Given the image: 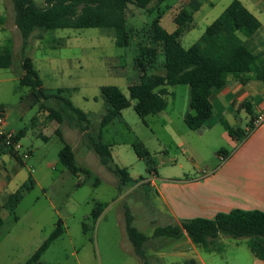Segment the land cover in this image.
Wrapping results in <instances>:
<instances>
[{
	"label": "rangeland",
	"instance_id": "rangeland-1",
	"mask_svg": "<svg viewBox=\"0 0 264 264\" xmlns=\"http://www.w3.org/2000/svg\"><path fill=\"white\" fill-rule=\"evenodd\" d=\"M37 2L44 4V0ZM240 2L246 5V0ZM230 3L231 0L204 2L196 16L197 27L181 40L183 47H191L203 35L206 26L213 23ZM178 10L179 0H167L151 14L130 6L128 24L136 30L148 29L161 11L160 25L171 33L176 27L173 19ZM134 36L135 43L137 36ZM8 39L13 40V65L0 69V110L6 111L7 130L25 132L21 141L23 149L19 151L25 166L18 167L13 158L7 157L6 173L10 175L11 183L5 194L12 193L29 175L35 180V188L25 194L15 216L0 207L4 219L0 231V264H27L59 222L63 234L43 255V264H142L124 230V207H129L134 214L142 212L145 220L151 216L145 209L150 202L156 212L161 209L155 190L138 186L141 185L140 178L148 181L152 175L147 161L137 157L133 144L140 142L149 151L151 166L158 174L157 182L200 178L205 173L217 172L228 161L229 158L226 162L221 160L220 150L232 156L237 151L233 150L237 142L240 143L229 136L219 122L221 117L235 129L245 130L247 113L241 111L235 120L232 108L213 101L212 118L202 129L190 130L185 124L190 101L188 86L169 87L171 95L166 97L167 110L161 115L147 117L146 124L133 106L126 109L103 134L104 140L113 145L115 164L126 168L138 181L132 188L122 186L119 179L100 164L97 155L79 141V130L67 123L49 121L48 113L29 99L30 90L20 87L22 39L15 26L12 1L0 0V48ZM26 54L33 60L46 92L55 94L59 89L64 90L63 96L88 115L93 134L98 133L106 110L101 88L117 86L129 97V86L140 81V73L134 66V49L116 47L113 32L98 29L50 31L43 34L42 39L32 37ZM57 131L74 150L77 164L89 169L93 178L87 180L84 173L72 175L61 163L59 153L63 143ZM29 151H32L31 155ZM26 152L29 154L27 159L24 157ZM97 178L99 184H95ZM82 182L84 184L80 185ZM100 203L111 209L94 223L91 214ZM143 218L138 217L135 225L151 235L153 230ZM83 223L89 227L86 232ZM167 224L161 216L156 225ZM246 242L245 239L237 241L221 237L222 253L203 252L202 255L209 264H253L258 259ZM153 244H147L149 254L155 247Z\"/></svg>",
	"mask_w": 264,
	"mask_h": 264
},
{
	"label": "trees",
	"instance_id": "trees-1",
	"mask_svg": "<svg viewBox=\"0 0 264 264\" xmlns=\"http://www.w3.org/2000/svg\"><path fill=\"white\" fill-rule=\"evenodd\" d=\"M15 12V26L22 39V62L19 85L30 90L29 99L33 105L48 113V120L58 124L67 123L69 127L79 130L81 142L88 150L93 151L100 164L114 174L120 185L132 188L138 183L128 173L126 168L115 164L112 156L113 145L104 140V130L112 125L126 109L133 106L136 114L146 124L145 119L157 116L168 108L166 97L171 95L169 87L188 86L190 88L189 111L185 116L186 126L198 131L212 118L213 105L211 96L214 91L223 90L230 75L252 73L264 84V55L256 52L247 39L251 38L260 28L259 21L249 12L240 0H232L224 12L209 26L203 35L189 48L182 45L183 36L193 29V13L181 9L174 16L176 31L169 33L160 25L162 12L158 11L148 29L136 30L128 24L130 6L147 11L148 14L158 10L167 0H11ZM98 29L113 32L115 45L118 48H133L135 52L134 66L140 73V81L129 86L127 97L117 86L101 88V98L106 106L101 119L98 133L91 132L88 115L77 108L70 99L63 96L64 90L55 94L47 93L43 88L33 60L27 56L29 42L32 37L42 39V35L55 30ZM137 36V42H133ZM243 37V38H242ZM13 40H6L0 48V69H8L13 65ZM162 60L160 61V57ZM162 72L163 74L152 73ZM18 92V91H17ZM221 125L229 136L237 141H243L255 130L254 121L248 125V130L235 129L222 119ZM57 135L63 143L59 153L60 161L72 175L84 173L87 180L93 178L92 172L77 164L72 147L66 142L62 133ZM25 132L16 133V140L21 141ZM133 149L139 159L147 161L150 173L155 171L147 148L140 142L133 144ZM219 156L230 158L229 153L220 150ZM10 156L23 165L22 156L5 147L0 141V157ZM85 180V182L87 181ZM139 187L147 188L149 182L140 178ZM97 178L95 184H99ZM82 182L80 185H83ZM35 180L29 176L19 189L4 203L9 215L15 216V210L26 193L33 191ZM149 202V199L147 200ZM107 207L98 204L91 217L96 223ZM125 233L133 245L135 255L142 264H152L147 244L153 247L161 246L166 240L178 241L185 235L197 246L208 251L219 248L221 237L237 241L246 240L253 255L264 263V212L259 210L235 209L228 213H218L214 218H194L173 221L167 215H161L149 204L146 206L153 233L147 235L138 228L136 218H143L142 212L135 214L127 206L124 207ZM144 209V210H145ZM153 209V210H151ZM163 217L167 225L157 226V221ZM145 220V218H143ZM17 221V218L14 217ZM146 221V220H145ZM4 227V219L0 215V231ZM89 227L83 223V231ZM61 222L48 239L27 261V264H43V255L51 244L63 234Z\"/></svg>",
	"mask_w": 264,
	"mask_h": 264
},
{
	"label": "crops",
	"instance_id": "crops-1",
	"mask_svg": "<svg viewBox=\"0 0 264 264\" xmlns=\"http://www.w3.org/2000/svg\"><path fill=\"white\" fill-rule=\"evenodd\" d=\"M199 2L197 0H179L178 12L181 9H186L193 13V29L197 27L196 16L207 0H199ZM244 7L260 23L258 31L247 41L256 52L264 55V0H246ZM167 8L171 9L172 6H167ZM176 29L177 25L171 33L176 31ZM187 91L190 94V88ZM213 101L222 102L227 108H232L231 112L235 120L239 117L241 111L244 110L247 113L246 119L248 123L245 127L247 131L251 122L258 116L264 115V84L258 81L252 73L230 75L226 87L221 91L213 92L211 96L212 105ZM221 119L223 118L221 117ZM78 139L81 142L80 132ZM233 150L237 151L230 156L228 161L218 168L217 172L205 178L201 176L190 180L186 177L182 180L157 182L155 179L158 175L157 171L155 170L151 173L152 179L148 180V189H153L157 193L161 209L158 214L163 213V215H167L173 221L179 222L180 220L199 217L212 219L218 213H228L235 209L264 212V124L255 129L248 138L240 141L239 144L237 142V146ZM29 153L31 155L32 151H29ZM7 157L10 156L0 157V207H3L6 200L27 181L24 179L22 184L6 196L5 190L11 183V177L6 173L7 163L9 162ZM3 166H5V169ZM17 166L24 167L25 164L23 162V165H20L17 162ZM12 169L13 172H16V168L13 167ZM109 209L111 208L107 205L100 218L106 216ZM152 220L146 219L150 223H152ZM123 222L125 230V221ZM137 223L138 219L136 218ZM174 242L176 243L175 245H173ZM247 247L250 250L248 244ZM223 251V246L208 251L194 244L185 235L178 241L166 240L164 245L154 247L149 255L151 256L152 264H209L203 257V252L222 253ZM250 252L252 253L251 250ZM253 264L264 263L260 260H254Z\"/></svg>",
	"mask_w": 264,
	"mask_h": 264
},
{
	"label": "built area",
	"instance_id": "built-area-1",
	"mask_svg": "<svg viewBox=\"0 0 264 264\" xmlns=\"http://www.w3.org/2000/svg\"><path fill=\"white\" fill-rule=\"evenodd\" d=\"M6 120H7L6 111L0 110V141L5 147L10 148L11 150H14L15 152L19 153V151L23 149V146L21 144V141L16 140V132L7 130ZM263 124H264V115L258 116L253 123L255 129L259 128ZM24 157L25 159L29 158V154L26 152V154H24ZM220 158L223 162H226L228 159L227 157L224 156H220ZM209 175L211 174L205 173L204 176L202 177L205 178L208 177Z\"/></svg>",
	"mask_w": 264,
	"mask_h": 264
}]
</instances>
